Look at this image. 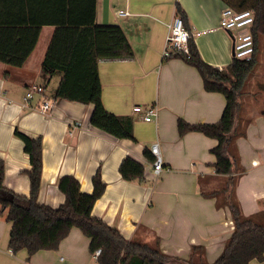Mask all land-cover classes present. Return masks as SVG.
Listing matches in <instances>:
<instances>
[{
    "label": "crops",
    "instance_id": "0c3cea01",
    "mask_svg": "<svg viewBox=\"0 0 264 264\" xmlns=\"http://www.w3.org/2000/svg\"><path fill=\"white\" fill-rule=\"evenodd\" d=\"M61 5V0H54ZM179 6L201 59L219 69L233 58L232 33L219 27L222 0H95L94 22L118 25L133 51L125 61H99L101 100L106 110L133 118V139H117L92 126L91 104L55 99L61 73L42 68L54 31L43 25L37 43L20 67L0 62V161L4 185L19 195L30 191L31 168L23 142L14 130L40 137L42 144L38 202L57 207L64 194L57 187L63 175H72L80 190L91 193L92 177L99 171L105 188L92 207V215L115 227L127 240L152 243L159 238L164 253L187 258L192 245H203L208 262L214 261L233 230L227 207L201 195L222 181L214 170L210 149L216 140L197 131L179 135L178 118L188 123L216 122L225 106L221 93L204 90L202 78L177 57H164L169 24ZM82 6L90 9V0ZM61 8V7H59ZM84 15L90 16V12ZM123 11L124 14H120ZM40 85L28 105L23 96ZM50 102L47 112L40 110ZM154 106L156 116L145 121L133 107ZM246 134L236 139L243 168L236 196L244 215L264 209V113L250 117ZM157 144L164 169L156 175L144 155ZM144 164L143 181L122 179L118 168L125 156ZM11 223L0 213V264H98L88 249L89 239L72 227L56 249L13 253L8 248ZM249 264H264L252 259Z\"/></svg>",
    "mask_w": 264,
    "mask_h": 264
},
{
    "label": "trees",
    "instance_id": "16d2710c",
    "mask_svg": "<svg viewBox=\"0 0 264 264\" xmlns=\"http://www.w3.org/2000/svg\"><path fill=\"white\" fill-rule=\"evenodd\" d=\"M83 0H0V62L20 67L33 51L41 27L54 25V31L42 60V68L51 74L59 71L61 77L54 92L55 99H64L93 106L89 122L92 126L117 139H133V118L116 115L105 109L101 100L99 61H125L133 58V51L118 25H101L94 22L95 0L90 9L82 6ZM235 11L251 10L254 22L251 34L254 52L250 60L233 57L223 69L204 62L190 36L189 53L172 52L193 66L202 78L204 90L221 93L225 106L220 118L213 123H188L178 118L179 135L197 131L216 140L210 149L215 156L216 176L222 181L213 189H204L207 178H200L201 195L215 198L217 208L227 207L233 230L217 258L208 262L203 245H192L187 258L164 253L159 238L152 243L127 240L118 229L92 215L95 201L102 195L105 183L99 171L92 177L93 190H80L79 181L72 175L57 180L64 201L57 207L38 202L41 176L42 144L40 137H30L17 129L15 136L23 142L31 168L27 171L30 184L28 196L19 195L4 185V163L0 161V213L5 212L11 223L8 248L16 253L26 250L31 256L38 250L56 249L72 227L78 228L89 239L88 249L98 264H249L252 259L264 258V209L244 215L236 196V186L243 173L236 139L246 134L251 118L244 117L241 98L248 80L264 55V0H222ZM61 7V8H59ZM90 12L87 17L84 14ZM176 13L183 15L176 3ZM188 30V29H187ZM263 92L264 83H260ZM264 113V110L263 112ZM144 155L151 163L154 156L148 148ZM122 179L143 181L145 167L131 156H125L118 168Z\"/></svg>",
    "mask_w": 264,
    "mask_h": 264
},
{
    "label": "built area",
    "instance_id": "2783aa9c",
    "mask_svg": "<svg viewBox=\"0 0 264 264\" xmlns=\"http://www.w3.org/2000/svg\"><path fill=\"white\" fill-rule=\"evenodd\" d=\"M124 14L123 11H119ZM254 22V14L251 10L235 11L232 8L225 6L220 13L219 27L232 33V51L233 57L240 60H250L254 52L253 37L251 34V27ZM191 36L189 30L184 26L183 20L180 16H176L169 24V31L165 40V49L163 51L164 57H169L172 52L178 51L185 54L189 53L188 40ZM43 92L40 85L29 86L23 96L24 105H28L35 93ZM50 102L43 100L40 105V110L47 112L50 109ZM134 112H142L145 121H151L153 116H156V109L154 106L144 108L141 105L133 107ZM151 153L154 160L151 163L154 174L159 175L163 169V161L160 156L157 144L151 145ZM100 253V249H96L93 256L96 258Z\"/></svg>",
    "mask_w": 264,
    "mask_h": 264
},
{
    "label": "rangeland",
    "instance_id": "374dc122",
    "mask_svg": "<svg viewBox=\"0 0 264 264\" xmlns=\"http://www.w3.org/2000/svg\"><path fill=\"white\" fill-rule=\"evenodd\" d=\"M264 44V39H260V45ZM260 83H264V55L259 57V63L256 71L253 72L248 80L246 88L241 98L244 117L255 116L264 110L262 102L263 92L260 88Z\"/></svg>",
    "mask_w": 264,
    "mask_h": 264
}]
</instances>
